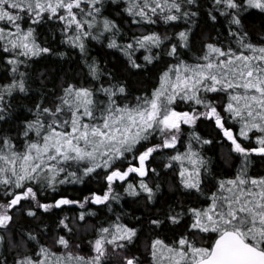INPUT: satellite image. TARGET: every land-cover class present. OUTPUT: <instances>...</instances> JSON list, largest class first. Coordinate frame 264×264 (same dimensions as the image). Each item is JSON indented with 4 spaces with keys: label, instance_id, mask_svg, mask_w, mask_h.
Instances as JSON below:
<instances>
[{
    "label": "snow or ice",
    "instance_id": "obj_1",
    "mask_svg": "<svg viewBox=\"0 0 264 264\" xmlns=\"http://www.w3.org/2000/svg\"><path fill=\"white\" fill-rule=\"evenodd\" d=\"M0 264H264V0H0Z\"/></svg>",
    "mask_w": 264,
    "mask_h": 264
},
{
    "label": "trees",
    "instance_id": "obj_2",
    "mask_svg": "<svg viewBox=\"0 0 264 264\" xmlns=\"http://www.w3.org/2000/svg\"><path fill=\"white\" fill-rule=\"evenodd\" d=\"M93 55H98V53L94 51V52H93ZM109 58H111V55H109ZM43 63H44V62H41V64L37 66V71H39V67H40V66H43ZM65 67L68 68V67H70V66H69V65H65ZM49 87H51V85H49ZM77 191H78V189H77ZM125 207H129V208H131V207H134V205H131L130 203H128V204H125Z\"/></svg>",
    "mask_w": 264,
    "mask_h": 264
}]
</instances>
